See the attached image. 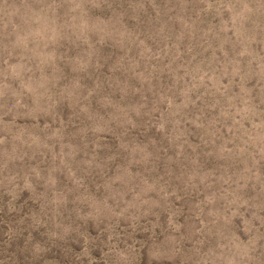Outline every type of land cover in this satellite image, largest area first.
<instances>
[{"label": "rangeland", "instance_id": "rangeland-1", "mask_svg": "<svg viewBox=\"0 0 264 264\" xmlns=\"http://www.w3.org/2000/svg\"><path fill=\"white\" fill-rule=\"evenodd\" d=\"M0 264H264V0H0Z\"/></svg>", "mask_w": 264, "mask_h": 264}]
</instances>
